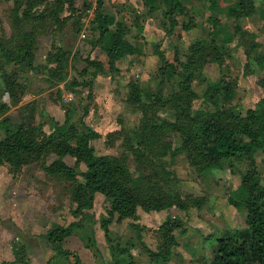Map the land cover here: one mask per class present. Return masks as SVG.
Segmentation results:
<instances>
[{"label": "trees", "instance_id": "1", "mask_svg": "<svg viewBox=\"0 0 264 264\" xmlns=\"http://www.w3.org/2000/svg\"><path fill=\"white\" fill-rule=\"evenodd\" d=\"M163 1L169 5V10L164 15L172 29L177 24L176 17L185 14L186 9L180 0ZM233 1L235 4L228 11L235 21L256 13L255 0ZM12 2L13 8L8 18L11 33L0 37V95L6 91L10 100L17 102L25 90L26 78L22 80L25 72L34 73L37 69L40 72L42 66L47 74L45 81L50 86L67 79L69 52L64 47L53 45L52 42L42 64L37 63L35 50L41 36L53 38L54 32L62 31L68 24L73 30L80 32L86 6L77 8L74 0H53L51 3H46L45 0ZM262 3L264 7V0ZM214 7L212 1L210 8ZM189 27L191 23L184 25L183 29ZM126 32L123 22H113L111 17L100 11V0H97L88 31L89 37L83 40V49L88 44L89 51L84 58L81 55L85 66L80 73L85 74L89 67L93 69L90 80L81 84L87 90V100L92 97V81L104 70V61L97 56L92 58L91 51L98 48L106 57L108 69L116 71L117 61L134 54V45L126 38ZM234 32L246 56L247 62L244 65L247 67L253 50L259 46L257 34L244 30L238 24L235 25ZM212 42L199 39L188 47L185 60L180 61L181 78L176 81L175 89L168 94L164 92L163 85L169 63L159 48L154 49V54L163 63L158 69L161 78L157 85V97L151 102L142 101L141 87L137 80L128 82L127 102L142 114L136 127L137 144L140 148H132L136 164L135 175L129 168L127 154L113 156L95 152L92 141L99 134L83 120L79 121L78 126L68 124L66 120L63 123L54 122L49 133L42 130L41 123H22L13 129L5 127L4 136L0 139V163L8 162L14 172L23 165L36 163L47 176L61 180L67 186L70 201L74 205L70 212L74 215L91 209L96 194H102L106 204L100 225L106 240L112 242V262L137 264L133 260L124 261L126 253L130 257L131 255L127 247L120 246L117 239L110 238L109 223L136 218L138 209L144 212H159L171 208L187 211L192 207L201 208L204 204L203 197L193 198L174 190L170 185L166 186L171 175L164 171L161 160L156 164L154 159L163 157L168 152L172 155L177 150L183 152L192 167L201 174L220 166L223 161L242 159L246 162L245 169H238L239 184L227 197V201L244 212L246 228L243 232H234V236L217 238L216 256L218 264H264V185L259 179L255 159L257 152H264V95L253 106L244 110L237 105L222 102L221 95L230 91L233 84L224 78L217 82H207L203 76L207 57L219 61L217 48ZM79 53L80 50L76 55ZM175 59L179 61L177 57ZM253 61L264 70V55L253 58ZM10 64L15 68L8 71L6 65ZM196 79L206 83L202 105L198 107L194 106L197 93L194 91L193 81ZM157 107L170 109L173 112L172 119L157 117ZM0 109L4 110L2 105ZM168 133H177L182 137L180 147L171 149V141H164V135ZM129 138L128 135L126 140H130ZM67 156L74 158L72 165L65 161ZM81 163L85 168L77 171L76 168ZM78 225L76 222L66 226L56 225L47 231L44 237L57 255L71 253L63 248L64 238ZM130 226L137 227L132 223ZM179 226L178 221L168 217L156 229L157 249L151 250L144 243L141 244L150 262H158L159 258L164 264H169L176 239L174 230Z\"/></svg>", "mask_w": 264, "mask_h": 264}, {"label": "crops", "instance_id": "2", "mask_svg": "<svg viewBox=\"0 0 264 264\" xmlns=\"http://www.w3.org/2000/svg\"><path fill=\"white\" fill-rule=\"evenodd\" d=\"M52 1L45 0L46 3H51ZM180 1L185 7L186 13L176 17L177 24L171 29L169 21L164 15L169 10V5L164 3L163 0H100V11L111 17L113 22H123L127 28L125 36L134 45V54L120 59L115 65L120 72L123 71L122 74H128L130 80H135L134 78L145 71L146 58L151 59L154 63L158 62L154 49H162L163 44L160 40L164 37L170 39V42H174V46L178 45V40H180V44H183L190 37L195 41L200 39L201 35H197L198 38L196 39L193 38L195 30L197 32V29L201 28L199 18H195L197 21L194 19L192 23L194 27H189L188 30H184L183 25H189L188 22L192 19L187 20V22L179 19L183 16H188L189 19V14L194 11L196 6L195 0ZM74 2L77 8H82L85 5V11L92 7V0H74ZM230 2L232 6L235 4L233 0H230ZM223 3L224 0H213L214 9H212L213 7L207 9L209 13H205V19L207 20L203 25L210 29H208L209 35L203 37H207L216 43L219 41L226 43V33L231 30L233 34L230 35L229 39H232L231 42L236 41V45L240 48V53L242 54L240 59L243 65L247 62V59L242 46L238 45V37L236 39L237 34L234 32V20H229L227 14H224L226 6L222 5ZM255 4L257 9L255 14L249 18L242 17L236 22L241 28L250 32H253L252 30L257 27L253 23L256 18L262 19L264 15L262 0H255ZM260 5L262 8L258 7ZM12 8V0H0V37L8 36L11 33L8 18ZM42 8L43 6L40 9ZM244 19L247 21L250 19V22L245 23L243 22ZM183 22L186 23L183 24ZM230 23L233 27L224 30L226 24ZM171 32L172 34L168 35ZM53 35V38L46 35L38 39V48L35 54L37 63L42 64L44 62L45 55L49 51L51 43L54 42L53 45L62 46L69 52L68 66L71 68L72 64L74 68L80 70L82 68L81 55L84 46V39L80 38V32L77 29L73 30L68 24L62 31H56ZM87 37H89V33H87ZM220 42L219 44H221ZM158 44H160V47L157 46ZM85 49H89L88 44L85 45ZM78 50H80V53L76 55ZM90 54L92 58L97 56L104 61L103 73L97 75L93 81L92 94L95 96L94 103L102 104L107 109L115 108L116 105L113 101H116L114 97L116 93L111 87L116 78L111 76V72L107 69L108 65L105 62L106 57L98 48L92 50ZM207 58L208 62L204 67L205 75L208 78L207 82H214V78L208 75L214 72L219 73L221 68L219 63L213 62V59L210 61V57ZM220 62L222 67L227 63L226 60L222 61L221 58ZM6 68L9 71L14 70L15 67L10 64L6 65ZM22 68L25 70L24 66ZM40 70V72L37 69L34 73L31 71L23 73L24 77H22V80L26 78L24 83L25 90L17 102H12L9 93L6 91L0 95V105L4 108V110L0 109V139L4 136L5 127L13 129L22 123H41L42 130L45 133H49L51 127L48 125L49 121L53 120L62 123L65 121L66 116L69 115L68 110L63 104L60 105L56 97V92L62 91L64 88L65 80L50 86L45 81L47 74L42 70V66ZM86 93L87 90L84 91V100L86 99ZM93 111V109L90 110V114ZM92 129L96 132L100 131L93 127ZM52 159L53 157L47 161L49 162ZM46 178V174L36 163L23 165L17 172H14L8 162L0 163V264H113L112 257L105 254L104 249L108 251L107 244L104 243L106 248L102 245L105 233L100 225V219L105 215L104 207L106 203L104 196L97 193L93 207L89 210H84L83 213L76 215L67 213L62 208H59V202H55V195L50 193L55 188L50 186V182L45 185ZM84 213L85 217H83ZM144 213L146 216H153L157 212ZM126 220L128 219L120 222L114 220L109 223L108 234L110 238L115 240L120 238L123 242L133 238L135 241L133 248H136L137 240H140L142 244H147L148 242L142 236L144 233L140 232L141 230L137 229L134 231L130 226L129 228L134 231L132 232L133 234L128 230L126 231V225H128ZM72 222H76L79 225L73 229L69 236L64 238L63 243V248L71 253L68 255H57L44 236L54 226H66ZM127 243L130 246V242ZM128 244L125 247H129ZM137 253L139 254V252ZM134 258H136L134 259L135 261L142 258L145 263L148 264L149 262L147 256H135ZM146 260L148 261L146 262ZM195 260L192 256H169L168 263L190 264L192 262L193 264Z\"/></svg>", "mask_w": 264, "mask_h": 264}, {"label": "rangeland", "instance_id": "3", "mask_svg": "<svg viewBox=\"0 0 264 264\" xmlns=\"http://www.w3.org/2000/svg\"><path fill=\"white\" fill-rule=\"evenodd\" d=\"M212 1L213 0H195L194 3L198 6H195L194 11L189 14V19L188 16L179 18L186 22L187 20L189 21L192 19L188 22V24L191 23V28L194 27L192 24L194 19L199 18L201 28L197 29V32L195 30V34L193 35V38L195 39L198 38L197 35H201L200 39L210 41L207 37H203L209 35L208 29H210L203 24L207 20L205 19V13H209L207 9L211 6ZM222 5L226 6L224 14H228L227 18L229 20H234L228 11V9L232 7L230 0H224ZM258 7L262 8L261 5ZM190 15L192 16L190 17ZM195 20L197 21V19ZM248 20L249 21L244 19L243 22L249 23L250 19ZM186 22H183V24ZM236 22L237 21L234 20V27L237 24ZM253 23L257 26L255 30L252 31L257 34L259 46L253 50L254 52H252L250 64L247 67L241 63L240 58L242 57V54L240 53V48L236 45V41L233 40L234 42H231L232 39H229L230 35L233 34L231 30L229 32L226 31V43H221L219 41L221 43L219 44V42L216 43L211 40L213 41V46L217 48V59H219V61L213 60V62L219 63L221 69L219 73H210L208 76L214 78V82L224 78L225 80H228L230 84H233V88H231L230 91L224 92L221 95L222 102L227 105H237L243 110L248 108V106L255 104L264 95V70L259 68L255 61H253V58L264 55V15L262 16V19L256 18ZM231 27H233L231 23L226 24L224 30H226V28L230 29ZM171 34L172 32L168 35ZM176 34L178 33L176 32ZM191 38L192 37L183 44H180V40H178V45L176 46H174V42H170L171 40L165 37L160 40L163 47L159 50L164 52L165 58L169 63L164 75L165 80L163 85L166 94L175 89L176 81L181 78L182 71H180V61L182 62L185 60L188 47L193 41H195ZM232 43L233 45H231ZM157 46L160 47V44ZM88 51L89 49H83V58L87 56ZM36 53L37 50H35V54ZM216 56H213V58H216ZM176 57L179 61L175 59ZM220 58L222 61L226 60L227 62H225L226 64L224 63L225 66L223 67ZM145 63V71L141 72L138 77L132 78L136 79L141 87L142 101L151 102L157 97V85L161 78L158 69L163 63L159 59L157 63H154L149 58H146ZM84 66V61H82V68L80 70L74 68L72 64L71 68L68 66L67 79L64 82V88L62 91L56 92V97L58 98L57 100H59L60 105L63 104L69 112V115L66 116L65 120L68 124H75L77 126L79 125V121L83 120V122L87 123L94 129L100 130L97 131L99 136L92 141L95 152L97 154H109L113 156L127 154L129 156V168L132 174L135 175L136 164L132 156V148H140L137 144L138 131L136 130V127L138 126V121L141 119L142 114L139 110H136L131 103L127 102V84L130 81V77L128 74H122L123 71L120 72L119 69L116 71H110L111 76L116 78V81L112 83L111 87L116 93L114 95L116 101H113L116 107L107 109V107L102 104L94 103L95 96L92 94V91V97L90 100L87 101V99H83L86 88L81 84L90 80L91 71L93 70L89 67L85 74H81L80 72ZM42 70H44V68H42ZM203 76L207 81L208 78L205 75L204 69ZM205 86L206 83L201 82L199 79L193 81L194 91L197 93V97L194 99L195 107L202 105V93ZM69 95L74 99L69 102L64 101V96L66 97ZM203 107H205V105H203ZM92 109L94 111L90 114L89 111ZM172 114L173 112L166 107H157L155 111V115L159 118L172 119ZM54 122L56 121L51 120L48 122V125L51 126L50 130ZM128 135L130 136V140H126ZM164 137V141H171V149H176L182 144V137L177 133H168L164 135ZM255 159L259 179L264 185V152H257ZM65 160L70 165L74 163V158L72 157L67 156L65 157ZM154 160V163L156 164L161 160L164 171L166 170V172L171 175V179H169L166 186L170 185L174 190L179 191L183 195L189 194L193 196V198L203 197L204 204L201 208L192 207L187 211H179L175 208H171L170 210L157 212L153 216H146L143 210L138 209L136 218L126 220L128 223V225H126V231L128 230L133 234L132 232L137 229L141 230L140 232L144 233L142 236H144V239L148 242L145 246L151 250H156L158 246V233H156V229L164 220H166V218L169 217L171 220L180 223V226L174 230V236L176 239L170 256H192V258L196 259L193 264H218L216 256V239L231 235L234 236V232H243L246 228L244 212L242 210H237L227 201V197L239 184L240 176L238 174V169L243 171L246 162L242 159H234L233 161L226 160L223 161L220 166L211 168L208 172L201 174L192 167L184 153L177 150H175L172 155L168 152L165 156L159 158L156 157ZM84 168V165L81 163L76 170L79 171V169L83 170ZM47 182H50V186L55 188L54 191L52 189V192L50 193L55 195V202H59V208H62V210H65L67 213H71L70 211L73 209L74 205L70 201V196L65 183H62L61 180H57L54 176H47L45 185H47ZM83 217H85V213L83 214ZM130 223L137 225L136 228H132L134 231L129 228ZM124 235L126 236V234ZM105 240L106 238L102 242L103 246L107 244L108 251L104 249L105 254L106 256H111L110 246L112 242ZM117 240L118 244L122 247H125V245L127 246V242H130V246L128 244L129 247L127 248L131 257L126 253L124 261L133 260L137 264H147L142 258L137 261L134 260L136 259L134 258L135 256L148 257L147 253L141 246L142 242L140 240H137V244L135 245L136 248L132 247L135 243L133 238H131V240H126L125 242L120 240V238ZM137 252H139V254ZM247 256H249V254H247ZM147 261L148 260H146V262ZM148 264H164V262L158 258V262L156 260L149 261ZM190 264H192V262H190Z\"/></svg>", "mask_w": 264, "mask_h": 264}, {"label": "built area", "instance_id": "4", "mask_svg": "<svg viewBox=\"0 0 264 264\" xmlns=\"http://www.w3.org/2000/svg\"><path fill=\"white\" fill-rule=\"evenodd\" d=\"M92 7L88 8L86 11H85V14L82 18V29L80 31V38L81 39H85L87 37V33L89 31V27H90V24H91V21L94 17V9L96 8V0H92ZM90 3V4H91ZM7 95V94H6ZM73 97L71 95L69 96H66L64 98V101L66 102H69Z\"/></svg>", "mask_w": 264, "mask_h": 264}, {"label": "water", "instance_id": "5", "mask_svg": "<svg viewBox=\"0 0 264 264\" xmlns=\"http://www.w3.org/2000/svg\"><path fill=\"white\" fill-rule=\"evenodd\" d=\"M78 31V30H77Z\"/></svg>", "mask_w": 264, "mask_h": 264}]
</instances>
